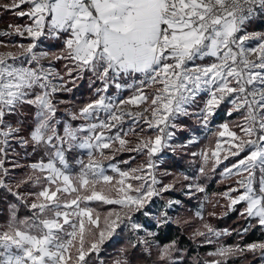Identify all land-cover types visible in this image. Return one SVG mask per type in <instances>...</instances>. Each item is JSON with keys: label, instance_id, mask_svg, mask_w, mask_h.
Returning <instances> with one entry per match:
<instances>
[{"label": "snow or ice", "instance_id": "6c2138e0", "mask_svg": "<svg viewBox=\"0 0 264 264\" xmlns=\"http://www.w3.org/2000/svg\"><path fill=\"white\" fill-rule=\"evenodd\" d=\"M0 10L27 18V23L8 28L28 41L12 45L18 52L0 53V189L31 213L20 219L19 205L9 206L8 223L0 230V264H89L86 257L99 254L101 245L125 220V227L138 232L141 226L133 221V213L144 209L153 196L173 188L172 184L154 187L159 181L155 175L150 181L146 179L145 169H153L152 157L171 147L167 142L174 132L169 129H178L176 121L193 114L189 109L201 94L207 98L196 115L205 127L222 103L232 105L228 115L239 112L245 121L238 125L244 136H237L227 124L218 133H227L236 142L232 156L247 149L238 162L225 165L221 175L230 176L233 169L237 175L248 174L238 181L243 193L231 198L228 207L244 202L241 215L264 230V33L244 31L257 14L264 16V0H9L0 4ZM43 39L59 41V50L40 51ZM249 40L260 43L248 47ZM45 60L50 62L45 64ZM60 61L64 62L63 72L55 66ZM85 76L90 86H95L96 98L68 113L71 121L84 123H62L56 97L71 92L69 85ZM111 89L118 95H111ZM125 90L130 92L126 97L120 95ZM26 108L34 110V115L27 134L22 135L27 125ZM126 119L138 124L140 133L150 130L134 148L126 147L131 142L125 137L140 134L131 124L124 131ZM13 140L19 147L31 149L26 154H41L40 161L30 165L32 173L40 175L17 182V190L2 178L8 175L4 157ZM113 144L119 145L116 151L142 152L148 157L146 165L128 171L113 166L112 171L119 176L115 185L102 164L108 158L103 150ZM216 147L219 149V144ZM74 148L89 150L87 163L78 161L81 171L75 177L68 171L66 158ZM211 156L216 158L215 171L221 158L217 151ZM208 160L205 154L204 163ZM199 172H204L203 166ZM132 180L140 183L134 185ZM23 185H39L38 192L28 193L33 200L19 191ZM97 185H101L100 190ZM104 186L114 190L116 197L102 194ZM187 187L204 191L199 185ZM69 192L77 195L62 199ZM93 200L120 208L107 213L103 228L91 208L80 207L81 202ZM204 227L217 238L228 234L207 224ZM130 243L132 249L143 246L150 254L148 240L137 237ZM173 248L174 244L164 246L161 259L170 258ZM122 251L124 255L116 264H138L135 252ZM244 251L260 252L264 260V242L220 247L211 255L227 258ZM211 264H227V260Z\"/></svg>", "mask_w": 264, "mask_h": 264}, {"label": "rangeland", "instance_id": "374dc122", "mask_svg": "<svg viewBox=\"0 0 264 264\" xmlns=\"http://www.w3.org/2000/svg\"><path fill=\"white\" fill-rule=\"evenodd\" d=\"M8 2L9 0H0V4H4ZM6 12L7 11L0 10V42H2L0 43V53L18 52L19 49L17 47H13L12 45L26 44L28 41L12 33V29L8 28V25L27 23V18H20L23 19V21L21 22H16V20H14L13 22L10 21L4 22L3 17L6 14ZM9 14L10 17L19 18L15 16L12 12H8V15ZM262 19L264 21V16H262ZM5 31L10 33V35H3ZM244 31L248 34H254V33L260 34V33H264V27L250 28V26L246 25ZM259 43L260 41L258 40H249L246 46L256 47ZM4 45H7V47H5ZM39 50L58 51L59 49L53 48L51 39H43L39 44ZM49 62H50L49 60L43 61V63L45 64H48ZM147 91H150L151 93L152 89L149 88ZM110 94L113 96L118 95L116 91L115 93H110ZM129 94L130 92L128 93V95ZM206 98L207 97L205 94H201V97L197 98V104L191 106L189 109V111L193 114L188 117H180L176 121V123L180 125L178 129H169L170 131L174 132L173 139L167 142L168 145H171V147L163 148L160 152H158L155 156L152 157V160L155 162L156 165L153 169L151 170L145 169L144 174L146 179L150 181L151 175H155L157 180L159 181V183L156 184L154 187L158 189L162 185L172 184L173 188L170 191L161 192L159 195L153 196L151 198V201L145 204L144 209H141L140 212L133 213L132 215L133 221L141 226L138 232L134 233L130 228L125 227V224L128 223V221L125 220V223L121 224L120 228L116 230V233L112 236V238L108 240L114 241V239H117V236H119L120 234L124 236L126 235L125 237H128L129 243L131 241L136 240L137 237L144 238L148 240L151 244L150 254L145 253L143 251V246H141V248L139 249L141 253H144L146 256H151V257L156 256V258L160 259L161 262L163 261L161 264H164L165 262L167 264H173L174 262L182 260L184 258V251L178 249L174 243L166 244V245L174 244V248L172 250L171 257L162 260L160 256V250L166 245H161L156 241L155 238L156 227H159L162 224L169 225L170 223L178 222V224L181 225L182 228H185L183 227L185 226V223L195 220L194 227H191L188 231H186L185 228L186 234L188 235L191 243H193L195 248L207 247L208 250L201 255L199 261L194 259L192 264L195 263L211 264L212 261L215 260L223 261L224 259L227 260V264H239V262L243 260H246V264H264V260L261 259L260 252L253 253V252L244 251L242 254L238 253L229 256L227 258L211 255L212 253H215L217 249L220 247H233V248H235L236 246L244 247L252 243L264 242V230H261L260 226L256 224L255 221L250 222L248 219H246L244 216L241 215V212L244 210L246 206L244 202H240L236 205H233L232 208L228 207V205L231 202V198H236L241 193H243L244 189L240 186L238 181L245 179L248 174L246 172H243L237 175L235 174L236 170L233 169L232 175L230 176L221 175V173L225 168V165L231 167L233 163L238 162L241 158H243L246 155L247 149L245 150V152H241L239 156H232L231 151L234 150L232 148V144L236 142L232 141V138L229 137L227 133H225L224 136H219L218 133L220 131H223L222 125L227 124L229 130L235 132L237 136H244V133L241 131V128L238 127V125H243L245 121L241 113L239 112H233L232 115H228V112L231 110L232 105L228 103H222L216 109L215 112V115L218 114L221 120L217 121L216 118L218 117L214 118L215 116L214 115L213 117L210 118L207 126L205 127L200 122L196 113H198L199 109L203 107V100ZM224 104L225 107H223ZM141 107H143V105H141ZM69 112L70 111L68 110L66 114L68 115ZM187 119L193 122V126L189 127L184 123V121H186ZM81 123L84 122L81 121L78 125H80ZM130 124L132 125L134 130L140 134L139 136L129 134L125 137L126 140L131 142L127 144L126 147L134 148L136 146L137 140L140 137L146 138L149 135L150 130H146L145 132L140 133L139 125L134 124L130 119H126L124 122L125 132L128 131V126ZM144 127L145 129H147V125H144ZM151 134L154 137L156 133L152 131ZM13 142L14 140L11 141L10 143L12 144ZM217 144H219L220 146L219 149H217L216 147ZM195 145L197 147L193 149L192 147ZM118 147H119L118 144H113L110 146V148L103 150L106 156L108 157L107 159L102 160V164L104 166V172L106 175L112 176L114 178L113 185H115L116 180L119 179L118 174L112 171L113 166L121 170L128 171L130 168H138L140 166L146 165L148 162V157L146 155L144 156L146 158V163L141 162L137 165L129 164L128 161L131 160V158L119 160L117 156L120 155V153L123 154V153L134 152L137 155V154H141L142 152L116 151ZM173 148L177 150L187 148L185 152L188 154V160L187 159L184 160L185 163H187L185 169H178L177 173L171 174L169 170L163 169L162 162L174 153L172 152ZM75 149L81 153L82 157L79 156L78 159L76 160V166H77L76 168L69 165L68 171L73 177L78 175L79 172L81 171V166L78 163V161L84 160L85 157V162L87 163L88 151H89L87 149H79V148H75ZM213 151H217L218 157L221 158V162L219 163L218 166L215 167V171L212 170L216 160V158L211 156V153ZM193 153H195V155H193ZM205 154H207L209 157V160L206 164L204 163ZM19 156L20 153H16L11 148H9L7 156L4 157L5 163H7L8 159L10 158L9 160L12 161V163L17 164L18 162H21L20 161L21 157L19 158ZM95 156L99 158V153L96 152ZM224 156H227L228 158L222 159ZM124 161H127V163H123ZM202 166L204 167V172L201 174L199 172V169ZM5 168L8 170L6 166ZM167 175L172 177L167 179V177H169ZM185 176L189 177L190 179L185 180L184 179ZM7 177L9 176L2 178H4L7 181ZM127 182L128 181H126V183ZM131 183H133L134 185H138L140 181L132 180ZM189 184L202 186L204 188V191L203 192L197 191L195 187H193L190 190L187 187V185ZM255 186L256 185L254 184V187ZM100 188L101 185H97V190H100ZM231 189H237V191H231ZM174 192H177L181 194L183 197L187 198L188 200H191L193 204L190 207L189 205L185 207V204L181 201V199L173 194ZM225 193H227V197L224 195ZM80 194L83 195L84 191L81 190ZM102 194L111 196L113 198H115L117 195V193L114 190L109 189V186H104ZM76 195H77L76 193L69 192L67 194H64L62 199H71ZM33 199L34 197L32 198V200ZM176 201H179V203H176ZM94 202H101L104 205H110L103 203V201L101 200H93V201L81 202L80 207L87 206L92 209L91 205ZM111 206L113 207L108 208L107 211H103L98 214L99 217L103 218V221L108 212L120 210L118 205L113 204ZM179 210L181 211L179 212ZM183 210H188L191 212V214L189 213V215H186L185 211ZM145 212H147L148 214L145 215L144 214ZM164 213H167V215L165 216ZM233 213H237V217L242 218V220L245 221L244 225H246L247 227L251 224L250 228L248 227V229H251L252 226L255 227V230L257 231L256 233L260 234V236L257 238L258 240L252 243L243 244L242 235L245 233L244 226L241 228L235 227L233 229V228H228L225 225L222 227L217 225V219L224 218L227 215ZM164 220H166L167 222L160 223L161 221ZM85 221L87 222V218H85ZM205 224L210 225L213 229L221 233H224L226 231L228 234L226 235L222 234L219 238H217L213 233H209L207 231V229L204 227ZM65 227H67V225ZM149 232L155 233V235L149 236L148 235ZM201 232H203L204 235H199V233ZM129 247H131V243ZM121 258L122 256L120 255V258L114 259L113 264H116V262Z\"/></svg>", "mask_w": 264, "mask_h": 264}, {"label": "trees", "instance_id": "16d2710c", "mask_svg": "<svg viewBox=\"0 0 264 264\" xmlns=\"http://www.w3.org/2000/svg\"><path fill=\"white\" fill-rule=\"evenodd\" d=\"M3 17V16H2ZM4 22L5 21H10L13 22L16 20V22H21L23 19L16 18V17H10V14L8 15V12L3 17ZM12 20V21H11ZM247 26H250V28H263L264 27V21L262 19V16L260 14H257L250 22L246 24ZM53 44V43H52ZM54 49H59L60 48V42H54L53 44ZM63 63L62 61L60 62H55V66L57 67L58 70L61 72L64 71L63 69ZM72 87L71 92H63L57 95V107H58V113L57 116L61 120V122H70L74 126H77L81 121H71L69 116L66 114V112L69 111H78L80 107L85 105L86 103L90 102L91 100L95 99L94 95V85L90 86V82L87 76H85L84 79L76 81V84L69 85ZM148 90V89H147ZM150 93V91H148ZM110 93H115L114 89L110 90ZM128 91H124L122 93L123 96L128 95ZM60 101H64V103H60ZM225 107V104L223 105ZM223 109V108H222ZM26 113L27 115L24 117V119L27 121V125L22 132V135H26L28 132L29 127L32 124L33 120V115H34V110L32 109H27L26 108ZM223 112V111H222ZM222 117V116H221ZM220 116L217 118V121H220ZM184 121V120H183ZM186 125L189 127L193 126V122L190 120L184 121ZM197 146H193L192 148L195 149ZM11 149L15 151L16 153H20L19 158L21 157L20 161L17 164L12 163L8 159L7 163H5V166L8 168V175L7 177V183L13 186V190L15 189V184L17 182L23 181L26 179L29 175H40V173H32V170L30 168V165L32 163H36L40 161L41 159V154L36 153V154H26V151L28 153H31V149L25 150L22 147H19L18 144L14 141L12 143ZM175 149V148H173ZM187 148H183L181 150L175 149L172 155H170L167 159H165L162 162L163 169L169 170L171 174L177 173L178 169H185L187 163H185L184 160H188V154L185 152ZM82 157L81 153L77 151L75 148L66 153V158L68 161V164L77 167L76 166V160L78 157ZM145 155L143 153L141 154H135L134 152L130 153H123L118 155L119 160L131 158L129 160V164H134L137 165L141 162L146 163V158L144 157ZM44 160H47V157H43ZM115 159V158H113ZM85 161V157H84ZM14 165H19L18 167H14ZM161 169V168H160ZM169 176V175H167ZM172 176L167 177L170 178ZM166 179V180H167ZM25 189L27 191L25 192ZM39 185H23L19 191L22 193L24 192L25 195H27V199L30 201L34 197L33 195H29L28 193H36L38 192ZM176 197L180 198L181 201L185 204V207L189 205V207L193 204L191 200H188L187 198L183 197L181 194L174 192L173 193ZM13 203L18 204V210H17V216L20 219H24L31 215L30 211L28 208L24 207L22 204H19V202L16 200L15 197L11 196L9 193H7L5 190L0 189V230H3V228L7 225L9 216H10V211H9V206ZM92 215L93 217L97 216L100 212L107 211L108 208H112L113 206L111 205H104L101 202H94L92 205ZM182 210V209H181ZM179 210V212L181 211ZM185 211L186 215L191 214L190 211L188 210H183ZM178 212V213H179ZM177 213V214H178ZM179 215V214H178ZM180 218V217H179ZM245 224V221L242 220V218L237 217V213L229 214L224 218H219L217 219V225L220 227L226 226L228 228H235V227H243L250 228V225L247 227ZM99 225L100 228L104 227V221L103 218L100 217L99 220ZM195 226V220L189 221L185 223L186 231H188L191 227ZM185 228H182L181 225L178 224V222L175 223H170L169 225H160L159 227H156L155 233H156V241L161 244V245H166L169 243H174L178 249L184 251V258L182 260L176 261L173 264H192L193 260L196 259L199 261L201 258V255L205 253V251L208 250L207 247H199L195 248L193 243H191L188 235L186 234ZM95 231L96 229L93 228ZM257 231L255 230V227L252 226L251 229H248L247 232H245L242 235V243H252L260 236L259 233H256ZM126 236V235H125ZM124 235L120 234L117 236V239H114V241L108 240L105 241L103 245H101V250L99 254L92 253L88 257H86V260L89 262V264H113L114 259L120 258V255H124V251L122 250H127V252L133 253L135 252L138 264H161V260L157 259L156 256H146L144 253H141L139 250H134L130 246V243L128 242V237H125ZM91 239V237L89 238ZM127 239V240H126ZM241 240V239H240ZM73 253L75 252L74 249L72 250ZM142 257V259H140ZM164 264H167L166 262ZM199 264V263H195ZM239 264H246V260L240 261Z\"/></svg>", "mask_w": 264, "mask_h": 264}, {"label": "built area", "instance_id": "2783aa9c", "mask_svg": "<svg viewBox=\"0 0 264 264\" xmlns=\"http://www.w3.org/2000/svg\"><path fill=\"white\" fill-rule=\"evenodd\" d=\"M216 117H219V115L217 114V115L214 116V118H216ZM216 119H217V118H216ZM172 151H173V150H172Z\"/></svg>", "mask_w": 264, "mask_h": 264}, {"label": "crops", "instance_id": "0c3cea01", "mask_svg": "<svg viewBox=\"0 0 264 264\" xmlns=\"http://www.w3.org/2000/svg\"><path fill=\"white\" fill-rule=\"evenodd\" d=\"M54 42H57V41L52 40V43H53V44H54ZM53 48H54V46H53Z\"/></svg>", "mask_w": 264, "mask_h": 264}]
</instances>
